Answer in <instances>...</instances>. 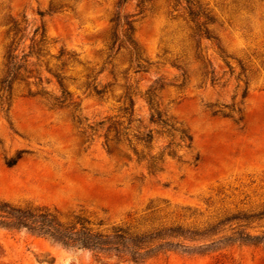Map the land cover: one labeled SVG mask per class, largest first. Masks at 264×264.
Here are the masks:
<instances>
[{
  "label": "rangeland",
  "instance_id": "rangeland-1",
  "mask_svg": "<svg viewBox=\"0 0 264 264\" xmlns=\"http://www.w3.org/2000/svg\"><path fill=\"white\" fill-rule=\"evenodd\" d=\"M139 1L118 10L117 0H0V79L12 22L21 30L16 55L42 28L51 55H74L61 71L70 94L62 109L26 95L33 78L15 83L10 96L0 91V202L47 208L63 223L80 217L102 232L176 228L171 240L180 247L134 262L0 227V264H264V242L242 241L264 236V0H191L210 12L220 50L192 37L185 0ZM117 11L133 22L140 68L125 48L106 47ZM47 58L36 69L50 83L31 88L59 95ZM154 85L162 87L154 108L175 130L149 123L143 95ZM128 97L132 116L123 111ZM115 121L127 129L119 142L109 130ZM150 129L144 149L135 136ZM179 131L192 137L190 148ZM171 140L176 146L165 149ZM161 153L149 169L148 156Z\"/></svg>",
  "mask_w": 264,
  "mask_h": 264
},
{
  "label": "trees",
  "instance_id": "trees-1",
  "mask_svg": "<svg viewBox=\"0 0 264 264\" xmlns=\"http://www.w3.org/2000/svg\"><path fill=\"white\" fill-rule=\"evenodd\" d=\"M126 2V0H117L116 8L119 10L120 7ZM174 6L180 3V0H172ZM145 1L140 0L137 3V7L141 8ZM185 14L188 22L191 24L192 37L194 39H205L212 41L216 44L217 48L220 50V46L217 43V39L211 35L210 30L207 28L208 23H212V18L210 17V12L207 11L199 2H192L191 0H185ZM50 5L49 11L52 12ZM112 26L110 30V36L107 42V49L112 52L117 45L118 50L125 48L133 57L136 63V67L140 68L139 62L142 60V55L140 48L134 38L135 29L133 27V22L128 20V16L122 17L120 12L114 13L110 20ZM121 29V30H120ZM11 33L10 42L6 48L4 56V69L3 74L0 79V91L7 92L8 96L12 94L13 85L26 82L27 80L33 78V82H27V92L28 97H34L37 95L45 96L46 101L52 109H62L65 104L70 101V94L64 88L63 77L61 76V71L65 65L66 61H74V55L64 53L62 50L58 52L57 55H51L48 50V44L44 28L41 29V33H38V29L33 32L32 37L29 39L30 45L28 46V52L22 54L21 56L16 55L18 41V35L21 30L18 28L16 22H12L8 29V34ZM119 34L122 39L120 40ZM198 47V45H197ZM67 56V57H66ZM44 63L45 71L53 77L55 83L59 89V95H48L44 88L33 92L31 86L38 87L43 80L50 83V80L46 77L41 76L36 67L40 66L41 58H46ZM66 57V58H65ZM33 59V60H32ZM55 60L59 62V68L55 65V69L51 68L50 61ZM59 71V72H58ZM34 73V75H32ZM211 75L214 72L210 73ZM157 85V84H156ZM162 89L161 86H151L149 87L144 95L143 99L149 107V123L152 125H158L162 128L173 129V126L169 124V121L162 118L159 111L154 108V92L156 90ZM97 96L101 95L100 90H94ZM128 106L123 109L125 114L132 116L133 113V100L131 97L127 98ZM69 105V103H68ZM91 128V127H90ZM92 129V128H91ZM114 132L115 140L118 141L121 136H124L126 127H122V123L117 121L110 122L109 130ZM108 130V131H109ZM154 130L150 129L147 133H139V136H135L137 144H142L144 149L149 148V144L153 140ZM167 137H172L167 130ZM179 139L182 143L188 142L186 147L190 148L192 143V137L186 134L184 131H179ZM119 142V141H118ZM107 150H109L107 144H105ZM131 150L133 154L140 161L144 155H141L133 144L130 143ZM176 146L173 141H169L165 149H170ZM141 155V156H140ZM169 156H174L173 153H168ZM148 156V155H146ZM17 158L9 159L6 161L8 167L13 166L16 163ZM148 168L153 170L157 165V160L162 159V153L158 156L152 155L147 158ZM197 160V159H196ZM89 223L80 217H75L70 223H63L59 220L58 215L55 211H51L47 208L40 207H14L7 203L0 202V227L7 230H21L24 229L32 234L45 237L64 248L67 249H82L88 250L90 252L102 253V254H126L134 262H140L149 258L156 253L161 251H168L173 247L180 245L172 242L171 239H177L178 229L170 228L168 230H161L155 234H132L127 230L115 227L108 232H102L99 230H94L89 227ZM162 241L157 244H153V241ZM242 241H254V242H264V236H246L242 238Z\"/></svg>",
  "mask_w": 264,
  "mask_h": 264
}]
</instances>
